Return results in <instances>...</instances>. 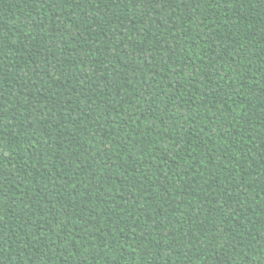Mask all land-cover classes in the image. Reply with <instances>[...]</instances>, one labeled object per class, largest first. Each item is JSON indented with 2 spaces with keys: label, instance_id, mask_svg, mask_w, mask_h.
Instances as JSON below:
<instances>
[{
  "label": "trees",
  "instance_id": "trees-1",
  "mask_svg": "<svg viewBox=\"0 0 264 264\" xmlns=\"http://www.w3.org/2000/svg\"><path fill=\"white\" fill-rule=\"evenodd\" d=\"M0 264H264V0H0Z\"/></svg>",
  "mask_w": 264,
  "mask_h": 264
}]
</instances>
